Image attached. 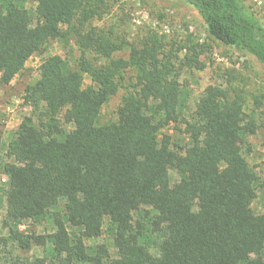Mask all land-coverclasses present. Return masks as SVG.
<instances>
[{"label":"trees","instance_id":"trees-1","mask_svg":"<svg viewBox=\"0 0 264 264\" xmlns=\"http://www.w3.org/2000/svg\"><path fill=\"white\" fill-rule=\"evenodd\" d=\"M177 1L199 16L209 38L264 68V26L246 0ZM20 2L0 0V86L52 40L73 38L80 55L69 67L50 59L25 87L26 99L41 108L39 123L16 127L6 145L9 161L1 165L6 220L35 222L60 203L62 214L52 217L48 236L10 226L9 238L21 250L48 241L61 264H264V211L256 215L248 205L257 178L240 150L258 125L242 92L209 86L185 118L177 105L179 76L203 69L195 47L165 51L153 33L130 45L127 58L104 59L106 50L120 51L122 44L83 34L104 0H31L30 26L21 19ZM119 90L114 120L100 123L102 107ZM66 109L72 129L64 133L58 117ZM168 129L188 143L174 151ZM171 166L178 175L172 186ZM146 207L154 212L148 223L158 228L155 253L143 244H119L111 258L103 244L89 253L81 243L100 237L105 218L115 236L141 237L144 224L133 216ZM67 224L78 228L77 237Z\"/></svg>","mask_w":264,"mask_h":264},{"label":"rangeland","instance_id":"rangeland-1","mask_svg":"<svg viewBox=\"0 0 264 264\" xmlns=\"http://www.w3.org/2000/svg\"><path fill=\"white\" fill-rule=\"evenodd\" d=\"M254 16L264 26V0H246ZM31 0H21L20 15L24 23L30 26L33 22ZM103 11L93 18L83 34L86 38L103 34L113 44H122L120 51L106 50L104 59L127 58L130 45H138L149 35L156 33L164 43L165 51L180 46L185 49L196 48L200 52L199 61L202 70L183 69L179 82L183 85L177 105L181 114L188 118L193 111L199 96L207 91L209 86L222 85L239 89L245 98L246 111L254 117L258 129L252 136H244L240 145L242 156L246 159L255 173V198L248 202L256 215L264 211V68L252 57L235 52L218 41L209 38L202 20L196 13L177 0H104ZM52 40L40 53L33 55L25 64L24 70L16 76L9 85L0 86V264H61L51 252L48 241L45 244L31 245L27 250H21L8 236V228L16 227L25 233L48 236L54 231L52 217L62 214V203L51 210L52 215L38 221H21L15 224L5 218V188L7 177L1 172V165L8 162L5 152L6 145L12 132L23 121L38 125V110L32 106L24 95L27 85L33 84L46 70L50 59L59 57L64 65L72 66L80 52L73 43V38ZM186 51V50H185ZM184 51L178 54L182 58ZM91 56V55H90ZM89 56V57H90ZM128 75H126V78ZM89 80L84 78V85ZM122 90L102 107L99 122L108 123L114 120V111L120 102ZM67 109L58 117V129L66 133L72 129L71 124L65 123ZM171 137L175 145L188 143V138L173 130L164 131ZM178 180L173 166L169 170V181L172 186ZM147 213V215L145 214ZM154 212L149 208L135 213L134 220L143 222L141 237L129 235L119 238L115 236L113 226L105 218L102 234L99 238L84 239L81 243L89 253L96 245L103 244L111 258L116 256V246L126 244L134 246L143 244L149 251L155 253L154 247L158 241V228L148 220ZM143 218H141V216ZM71 238L77 237L78 228L66 225Z\"/></svg>","mask_w":264,"mask_h":264}]
</instances>
